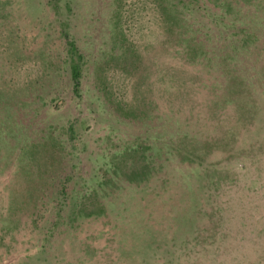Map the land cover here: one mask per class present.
Here are the masks:
<instances>
[{"label":"rangeland","instance_id":"374dc122","mask_svg":"<svg viewBox=\"0 0 264 264\" xmlns=\"http://www.w3.org/2000/svg\"><path fill=\"white\" fill-rule=\"evenodd\" d=\"M163 2L0 0V264H264V0H173L196 60ZM141 162L140 182L113 168Z\"/></svg>","mask_w":264,"mask_h":264},{"label":"trees","instance_id":"16d2710c","mask_svg":"<svg viewBox=\"0 0 264 264\" xmlns=\"http://www.w3.org/2000/svg\"><path fill=\"white\" fill-rule=\"evenodd\" d=\"M173 1V0H172ZM171 0H164L163 2V8L165 11H169L172 14L168 15V17H165V24L171 23V26H179V28H184V34H170V32H173V28L170 29V32L168 31L167 33L169 34L167 39L170 41V36L174 35V39L172 44H179L181 47L180 49L182 52L187 54V58L189 60H196V58H204L206 54L208 53L207 51V45L205 40H201L195 33V29L192 26V22L188 21V18H183L181 19L179 16H177L176 13V4L173 3ZM184 2V4L191 3V0H177L178 3ZM179 22H182L183 24H180ZM181 25V26H180ZM169 30V29H168ZM188 31H190L188 35ZM59 32L60 35L64 39V50H65V63L67 64V70L69 74V78L72 84V92L76 96H80V85H81V77H82V66H83V53L79 50L74 37L69 33L68 28H67V23H63L62 21L59 22ZM181 35H186V38L182 37ZM250 36L247 35L244 37V41L246 42V38H249ZM223 95V94H222ZM226 98L223 96L219 97L216 96V99L214 101V108L216 106H222L226 101L229 102L230 98L228 95H225ZM223 97V98H222ZM224 99V100H223ZM223 100V104H221ZM220 102V103H219ZM186 135L183 136L181 134H178L177 139L172 142V147L176 149L178 153H180V157L183 160H187L188 162H197V163H202V160L200 155L196 154V148L194 146H191L190 143H192V140H195L196 144H206L204 140H198L194 136H189L191 139H188L187 133ZM223 138L224 136H220ZM187 139V140H186ZM204 141V142H203ZM143 148V146H142ZM144 149V148H143ZM196 152V153H195ZM116 167V173L121 174L127 181L129 182H140L147 178V176L151 173L152 167L150 166L149 163L141 162L140 165H118V163H114ZM209 167H205L204 170L209 173L210 178L209 181L212 183H220L222 181V177L220 176L219 173H223L222 170H218L214 164H207ZM121 173H119V171ZM226 171H224L225 173ZM208 179V178H207ZM113 179H109L107 181L105 178L102 180L100 183L104 188L106 184H110V182H113L114 185L117 184V182L112 181ZM225 180V179H224ZM102 207H99V212H102Z\"/></svg>","mask_w":264,"mask_h":264}]
</instances>
